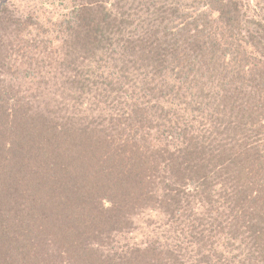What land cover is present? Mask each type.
<instances>
[{"label": "trees", "instance_id": "obj_1", "mask_svg": "<svg viewBox=\"0 0 264 264\" xmlns=\"http://www.w3.org/2000/svg\"><path fill=\"white\" fill-rule=\"evenodd\" d=\"M67 1L0 0V80L23 49L16 110L61 130L0 172V264H264V0ZM133 208L163 220L115 247Z\"/></svg>", "mask_w": 264, "mask_h": 264}, {"label": "rangeland", "instance_id": "obj_2", "mask_svg": "<svg viewBox=\"0 0 264 264\" xmlns=\"http://www.w3.org/2000/svg\"><path fill=\"white\" fill-rule=\"evenodd\" d=\"M13 1H15L16 5H18V8L21 9L23 8L26 9L30 5H34V4L37 5L38 3H41L43 5V9L45 8V11L39 12V15L43 19L47 20L49 18V20L53 19L54 22L58 21L59 23L63 21L61 13L65 11L57 6L58 0L57 1L56 0H13ZM49 1L52 3H50ZM241 1L247 4V6L248 5L249 7L251 6L249 9L250 11H252V9L258 8L259 0H241ZM64 6L67 7L70 6L67 0H64ZM12 50H9V47H6L4 50V55L7 54L8 55L7 58L10 59L9 61L7 60L5 61V63L7 64V68L11 70V71L9 70L8 74L13 75L15 79H13L11 75H5L3 79L0 80L1 83L0 90H3V86L7 88L11 87L12 95H14L13 97L12 96L10 97L6 105L0 107L1 109H3L2 112H0V114L2 113L6 115V117L0 116V140L3 141V144H5V148L7 149L6 151H3L4 157L7 158V160H4L6 163L1 162L0 159V172L5 170L6 166H9V169H11V171H16L19 169L20 162L12 164L13 163L12 158L13 156L18 154L19 146H22L24 149L25 145H27L26 144L27 142L30 144L31 142L34 143L36 141L38 145L41 146L47 138H52L50 136H54L55 134H57L56 131L57 132L61 131V130L54 131V130H44V129L41 130L42 128L39 124H37L35 121L32 120L26 121L21 111L16 110L20 107L21 103H26V100H28L25 96L28 97L32 96L33 98V95L35 93L33 91L35 88V84H34L35 81L31 80L30 78L25 79L26 80L25 81L22 77H19L18 73L19 72L23 73L24 69L28 68L27 61L25 57H23V55L21 56L23 49H20L16 52L14 51V49ZM22 57L24 59H22ZM36 68L37 67H35V71ZM34 79L36 81L38 80L36 77ZM53 87L54 86H52V88ZM20 96H22V98H20ZM69 107H70V103H69ZM87 115H88L87 112H83L82 110L77 108L71 118L72 123L75 125L77 122L84 121L85 120L84 117ZM43 157L44 155H40L39 158L37 157L32 158L31 161L37 163V161L42 160ZM130 212H132L130 217L131 218L130 231L124 234L117 233L119 241L115 240V244H114L115 247L117 245H119L120 247V245H126L128 243L129 246H132L138 243H143L145 240H149L151 229L157 225L155 221L160 223L163 220V217L161 215H159L158 213L156 214L154 211H150L147 208L145 209L140 208L138 210L136 208H133L131 209ZM72 233L73 231L71 232L72 238L70 242L76 245L75 244L76 238L75 235H73ZM119 235H122V237ZM58 240L60 242H63V239L60 237V235L58 237ZM59 244L57 243V245ZM62 252L63 251L59 253ZM69 256L70 254H66V253L62 255V257L65 258H68Z\"/></svg>", "mask_w": 264, "mask_h": 264}]
</instances>
